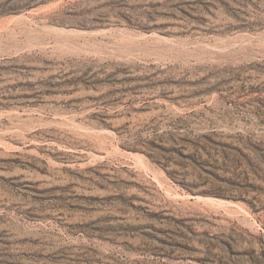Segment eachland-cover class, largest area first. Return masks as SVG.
<instances>
[{"label":"rangeland","instance_id":"374dc122","mask_svg":"<svg viewBox=\"0 0 264 264\" xmlns=\"http://www.w3.org/2000/svg\"><path fill=\"white\" fill-rule=\"evenodd\" d=\"M167 1L0 0V264H264V0Z\"/></svg>","mask_w":264,"mask_h":264},{"label":"trees","instance_id":"16d2710c","mask_svg":"<svg viewBox=\"0 0 264 264\" xmlns=\"http://www.w3.org/2000/svg\"><path fill=\"white\" fill-rule=\"evenodd\" d=\"M124 1L126 0H115L116 3H124ZM219 3H221L225 8H228V12L232 11V14H234V16H236V18L238 19V15H236L237 13H239V11L234 12L228 3H226L225 1H221V0H215ZM165 7L166 12L163 13L164 17L167 18H173V19H179V15L181 14L182 17L181 19H187L188 22H198V23H205V19L200 17V16H196L197 14H200L202 11H206L208 13H212L211 8H215L217 9L218 7L215 5V3L213 2H207L205 0H168L166 3L164 4H155L152 5V7L154 8H159V7ZM158 14L162 15V12ZM150 20H154V17H150ZM175 24H171V23H167L164 25H154V27H147L145 26V29H152V28H157V29H166L169 26H174Z\"/></svg>","mask_w":264,"mask_h":264}]
</instances>
